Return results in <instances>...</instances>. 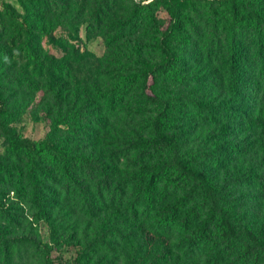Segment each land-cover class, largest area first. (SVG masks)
Returning <instances> with one entry per match:
<instances>
[{"label":"rangeland","instance_id":"obj_1","mask_svg":"<svg viewBox=\"0 0 264 264\" xmlns=\"http://www.w3.org/2000/svg\"><path fill=\"white\" fill-rule=\"evenodd\" d=\"M171 1L189 17L190 40L176 49L184 56L186 83L163 87L181 102L179 150L197 154L200 167L225 187L240 226L251 225L264 234V18L257 31L238 34L250 58L249 84L233 97L227 85L225 28L234 12L224 5L226 0ZM243 1L242 13L260 11L264 17V0ZM132 6L133 0H0V119L11 113L8 125L25 139L67 143L91 155L99 168L81 177L85 194L53 202L50 220L39 217L28 199L1 183L0 170V264H45L32 240L54 246L56 264H193L178 247L181 237L166 239L138 230L117 192L118 181L137 165V155L122 152L131 140L150 136L152 114L141 108L136 94L114 115L96 114L98 89L111 87L117 74L113 70L120 64L133 66L130 60L138 48L158 60L151 46L157 35L139 34L116 45L107 42L106 34ZM168 19L161 10L160 22ZM25 20L33 28L31 48L45 62L44 70L25 58L26 35L18 25ZM58 65L69 68L59 70ZM60 111L79 119L55 130ZM92 116L100 118L102 126L91 121ZM229 142L235 143L234 149ZM216 151L220 166L213 161ZM4 166L14 172L26 169L24 157L9 151L0 127ZM104 180L109 189L100 194Z\"/></svg>","mask_w":264,"mask_h":264},{"label":"trees","instance_id":"obj_2","mask_svg":"<svg viewBox=\"0 0 264 264\" xmlns=\"http://www.w3.org/2000/svg\"><path fill=\"white\" fill-rule=\"evenodd\" d=\"M243 4V0L224 2L234 12L225 28L227 85L233 97H238L249 84L250 58L238 34L250 28L257 31L264 18L260 11L242 13ZM161 10L169 15L167 22H160ZM188 24L189 17L171 0H133L128 16L106 34L109 45L139 34L157 35L151 46L158 60H152L138 48L130 60L133 66L120 64L113 70L117 74L111 87L98 89L95 96L101 102L96 110L99 116L102 112L114 115L135 94L141 108L152 114L150 136L131 140L122 152L125 156L137 155V165L129 177L118 181L121 205L124 204V213L138 230H151L166 239L181 237L178 247L193 264H264V234L251 225L240 226L234 219L235 207L225 187L200 167L197 154L185 155L179 150L181 102L169 97L163 87L186 83L184 56L176 49L190 40ZM18 25L26 35L22 50L27 62L44 70L45 62L31 48L33 28L28 20L18 21ZM1 51L9 53L7 49ZM11 118L12 114L5 112L0 127L9 151L24 157L26 169L14 172L9 166L0 167L1 183H7L21 199H28L39 217L50 220L53 202L59 197L85 194L81 177L94 175L99 168L91 155L82 154L67 143L25 139L8 125ZM78 119L77 114L60 111L53 127L59 130ZM90 120L102 126L100 118L92 116ZM228 145L234 149L235 143ZM212 157L215 164H222L218 151ZM101 185L104 187H99L98 192L103 194L109 189L108 180ZM31 242L45 264H56L54 246Z\"/></svg>","mask_w":264,"mask_h":264}]
</instances>
